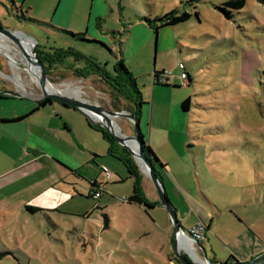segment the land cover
<instances>
[{
  "label": "rangeland",
  "instance_id": "374dc122",
  "mask_svg": "<svg viewBox=\"0 0 264 264\" xmlns=\"http://www.w3.org/2000/svg\"><path fill=\"white\" fill-rule=\"evenodd\" d=\"M186 1H65L67 9L74 10L69 14L54 12L57 0H0V23L28 34L47 49L53 42L55 47H72L99 64L107 63L108 70L124 55V65L135 77L143 101L139 127L145 141L150 128L160 131L161 138L154 139L160 144L154 150L166 165L163 185L180 224L186 230L197 213L205 216L210 228L200 246L206 257L237 259L236 255L248 253L252 240L264 245V0H246L231 19L218 9L225 0H201L196 8ZM174 7L190 12V18L157 34L144 21ZM20 8L24 16L58 26L59 22L108 47L25 21ZM12 54L21 62L18 52ZM85 65L71 56L49 76L55 86L73 83L83 91V98L108 109L124 107L125 101L116 100L96 70ZM70 66L85 67V77L75 76ZM162 69L169 72L171 85L154 86L153 71ZM11 70L8 58L0 53V92L21 96L20 106L36 105L34 99H42V93L31 81V72L18 73L23 85L19 88L9 79L15 77ZM183 72L190 82L181 78ZM186 97L190 112L180 119L178 105ZM116 122L122 133H132L127 119L116 118ZM174 142L180 147L176 152ZM113 147L118 155H127L117 143ZM115 156L97 159L99 178L107 182L101 198H86L89 183L83 197L76 193L72 197L66 180L72 178L57 177L45 193L57 202L54 210L34 216L17 213L12 221L0 217V264H169V257L172 264H180L174 258L167 210L159 205L147 213L126 203L123 198L133 193L135 180ZM102 169L112 177L107 179ZM140 189L150 197L149 185L140 182ZM167 224L170 232L165 230ZM194 248L203 257V250Z\"/></svg>",
  "mask_w": 264,
  "mask_h": 264
},
{
  "label": "crops",
  "instance_id": "0c3cea01",
  "mask_svg": "<svg viewBox=\"0 0 264 264\" xmlns=\"http://www.w3.org/2000/svg\"><path fill=\"white\" fill-rule=\"evenodd\" d=\"M65 1L70 4H73L75 1L77 2V0H57L53 9L54 12L73 13V9H67ZM76 4L77 3L73 6ZM149 13L153 14V10L151 9ZM153 15L156 16L155 14ZM45 23L52 24L51 21ZM56 24H59V26L55 24L52 25L56 28L67 30L64 25H61L59 22H56ZM44 26L49 30L51 29L67 35L56 28L47 25ZM80 33H83L86 37L85 32ZM70 38L77 40L72 37ZM53 43L54 46L48 47V49L45 45L40 43H38V46L42 51H49L50 48L55 47L56 42ZM59 47L63 46L61 45ZM109 49L110 51L112 50L110 46ZM124 58L125 56L121 55L123 62ZM118 60L119 58L116 59V61ZM153 85L155 86L158 84ZM21 98V96H16L15 94L0 92V120H6L0 121V217L5 218L7 221H12L17 213L28 212L34 216L40 211L54 210L57 202L54 201L50 195L45 196V193L54 186L57 177H61L62 179H65L67 176L71 177L72 179L66 178L72 186L68 192L72 194V197L75 196V193L83 197L81 194L85 193V183H89L94 179L102 183L99 178L100 174L98 173L100 163H98L97 159L102 155L119 156L115 152L113 145L102 136L104 138L103 140L100 137L101 133L89 126L88 119L83 112L56 101H51L45 105H39L38 102L41 99L34 98L32 99H34L36 105L23 104L20 106L17 102L21 101ZM182 100L183 99H181L178 105V115L180 119L184 117V114L190 112L191 105H189V110L187 112L183 111L180 107ZM55 103H59L57 104L59 106H54ZM141 112L142 107L140 108V114ZM159 133L160 131L155 132L150 128L147 133L146 143L153 150L161 164H163L154 150L160 144L158 141L156 143L154 141L155 138H158V140L161 138V136L159 137ZM143 135L145 139V134L143 133ZM105 140L108 141V143H106ZM153 142L155 145H153ZM172 145L175 152L180 149L177 142H174ZM109 150H112L114 154H109ZM154 164L164 184L162 169L165 168L166 165L163 164V166H160L157 163ZM60 168L61 170H59ZM138 175L140 177V182L150 187L149 195L151 198L148 197L145 191L143 192V190H141L143 195L149 202L155 203L153 206L154 209H158V207H160L159 204H157L158 196L151 181L139 168ZM45 176L47 177L43 179ZM106 183H103V192L107 190L105 188ZM90 195L91 191H89L86 198L91 197ZM129 196L130 195L125 196L124 198H128ZM101 197L102 194L99 198ZM126 203L138 205L148 213V209L143 205ZM26 205L39 210L30 213L25 209ZM200 221L205 223V216L197 213L196 219L194 222L186 225L185 231ZM182 227L184 228V226ZM209 228L210 227L207 226L205 238ZM165 230L168 232L171 231L170 224H167ZM217 236L218 235H215V238L220 239V237ZM200 244L202 246V242L199 243L198 247L204 252ZM250 246L251 248L248 253L245 256L236 255L237 259L233 257L231 259L221 260L213 254L210 260L219 264L224 263L226 260H230V263L234 262V260L244 262L264 249V245L259 246L258 244H254L253 240ZM172 263V260L169 261V264Z\"/></svg>",
  "mask_w": 264,
  "mask_h": 264
},
{
  "label": "trees",
  "instance_id": "16d2710c",
  "mask_svg": "<svg viewBox=\"0 0 264 264\" xmlns=\"http://www.w3.org/2000/svg\"><path fill=\"white\" fill-rule=\"evenodd\" d=\"M199 1H201V0H187L186 4H188L189 6H191L193 8H196V4ZM245 2H246V0H225L220 5V7H218V9L223 13V15L227 19H231L232 13L236 10L243 8V6L245 5ZM19 12H21V16H22L23 20H25V21L42 23V24L47 25L49 27L56 28L55 26H53L50 23L41 22L35 18L29 17V16H24L25 12L21 8H20ZM194 13L196 16L198 15L196 11ZM190 16H191L190 12L181 11L178 7H174L172 9H170L168 12L163 13L162 15L154 16L153 19L144 18V21L148 24V26L150 28L153 29L154 33L157 34L159 29L166 27V26H174V25L180 24L182 22H185L186 20H188L190 18ZM0 25H1V23H0ZM56 29L63 31L64 33H66L70 37L75 38L79 41L89 42V43H97V44H100L102 46L108 47L105 43H103L101 41L86 38L83 33H74V32H71L69 30L60 29V28H56ZM37 53H38L39 59L45 65L49 75H51L52 69L56 65L62 64V62L66 58H69L71 56L72 57L75 56L76 61L83 60L86 64L85 65L86 68H88V69L92 68V69L96 70L95 73L98 75L100 81L104 82L108 86L109 91L116 97V100L122 99L125 101L126 104L124 107L115 106L114 108L116 110L130 111L131 113L136 114L138 119H139L140 108L143 104V101L141 99V93L137 88L135 77L125 67L122 59H119L118 61H116L113 65V67L111 68V70H108L106 63L99 64V63L95 62L93 60V58L87 57V56L75 51L74 48H72V47H67V48H65V47H54V48H50L49 51H42L39 49V46L37 44ZM71 68L74 70L75 76L85 77L86 73L83 72L84 68H77V67H71ZM92 73H94V72H88L87 74H92ZM183 73L187 77V80L190 82V78H189L188 73L187 72H183ZM165 74L170 75L164 69L154 70L153 71V84L166 85V86L171 85L169 83V77L167 78V82H165V83L159 82L160 76L165 75ZM173 86H175V85H173ZM51 101H52L51 99L45 98V99H41L38 102V104L39 105H45ZM64 105L67 106L66 104H64ZM189 105H190V98L189 97L184 98L182 100V102L180 103L181 109L185 112H187L189 110ZM68 106H70V105H68ZM70 107H72V106H70ZM23 117H25V116H23ZM0 121H6V120H0ZM88 123L92 129L99 131L102 134V136L105 137L109 141V143L111 145H114L116 143L114 140V137L112 135H110L109 133H107L99 125L92 124L89 121H88ZM139 135H140L142 147H143V150L145 151L146 156L148 158H150L153 163H157L160 166H163V164H161V162L159 161V159L157 158V156L155 155L153 150L147 145L141 129L139 131ZM123 150L127 154L125 157L120 156V155L115 156V157H117L118 159H120L124 162V164L127 168V172L129 173V177H132L135 180V185L133 187V193L128 198H125L124 200L128 203H137V204L143 205L147 209H151V208H153L155 203L149 202L145 198V196L143 195V193L140 189V177L138 175V166L136 165L134 159L131 157V154L125 148H123ZM109 154H114V153L112 152V150H109ZM102 173H103V169H102ZM121 180H123V178H121ZM89 186L91 189L90 190L91 193L94 191L100 190V193L102 194V192L104 191V184L99 182L98 180H95V179L91 180L89 182ZM25 209L27 211H29L30 213H34V212L39 210V209L34 208L32 206H29V205H26ZM206 229H207V226H206ZM174 258L180 264H183L175 256H174ZM171 260H172V258L169 257V261H171ZM229 261L230 260H226L224 263H230ZM234 261H236V260H234Z\"/></svg>",
  "mask_w": 264,
  "mask_h": 264
},
{
  "label": "water",
  "instance_id": "95a60500",
  "mask_svg": "<svg viewBox=\"0 0 264 264\" xmlns=\"http://www.w3.org/2000/svg\"><path fill=\"white\" fill-rule=\"evenodd\" d=\"M0 35L9 38L13 43L17 44L22 51L23 43L26 42L29 45L30 52H25L24 54L26 58L30 61V63H33L38 68V84L42 93V99L49 98L52 101L70 105L73 108L83 112L90 123L97 124L101 128H103L107 133L114 137L115 142L119 146L125 148L131 154V156L134 158L135 162L139 166V169L146 176H148L153 187L155 188V191L158 196L157 204H159L168 212L173 230V250L175 252L176 258H178L183 264H201L196 259H193L189 253L186 256L184 253L181 252L182 247L180 239L182 236L187 237V234L177 218V212L175 207L166 196L165 187L161 178L158 175L155 164L150 158L146 156L145 151L143 150L141 138L139 135L140 127L137 115L127 110H111L92 100L87 101L67 96L61 93L47 91L46 85L53 84V81L51 80L45 65L41 62L38 57V42L33 37L29 36L28 34H25L22 31L3 27L2 25H0ZM28 39L32 40L33 43L29 42ZM116 118H125L129 122H131L133 125L132 133H122V135L117 134L113 127V121ZM131 141L134 142V144L136 145V150H133V148L130 146L129 142ZM203 253V257L199 255L201 260L207 262V264H219L211 261L209 258L206 257L205 252ZM222 264H264V250L247 261H234L232 263Z\"/></svg>",
  "mask_w": 264,
  "mask_h": 264
},
{
  "label": "bare ground",
  "instance_id": "6f19581e",
  "mask_svg": "<svg viewBox=\"0 0 264 264\" xmlns=\"http://www.w3.org/2000/svg\"><path fill=\"white\" fill-rule=\"evenodd\" d=\"M3 37H5V36L0 35V53L8 58L10 67L12 69L11 71H14V73H15V77L13 78L12 76H9V79L14 80L16 85L19 88H23V85L20 81V77L18 76V73L20 71H26L29 74V71H30L31 73L29 75H30L31 81L39 86V84H38V75H39L38 68L33 63H30V61L26 58V56L24 54L25 52L26 53L30 52L29 45L26 42L23 43V45H22L23 51H22L17 44L13 43L11 40H8L9 38L7 39V37H6V41H4ZM28 41L33 43L32 40H30V39H28ZM8 42H11L13 44V47L10 46ZM12 51H16L19 53L21 62H18L17 60H15V58L13 56L14 54H12ZM23 80H24V78H23ZM62 86L63 87H58L57 85L55 86L54 83L53 84H47L46 90L49 92L61 93V94L67 95V96H71V97L79 98L82 100L90 101L88 99L83 98V91L80 89V87L75 86L73 83H64ZM33 96L38 97L37 95H33ZM96 119H99V118H96ZM113 127H114V130L117 134L122 135V132L119 129L118 124L116 122V119H114V121H113ZM129 144L133 148V150L137 149L134 142L131 141V142H129ZM180 243H181L182 249H184L186 252H188L193 259H196L201 264H207V262L201 260L200 257L196 254L194 245L191 243V241L188 240V238L186 236L181 237Z\"/></svg>",
  "mask_w": 264,
  "mask_h": 264
},
{
  "label": "built area",
  "instance_id": "2783aa9c",
  "mask_svg": "<svg viewBox=\"0 0 264 264\" xmlns=\"http://www.w3.org/2000/svg\"><path fill=\"white\" fill-rule=\"evenodd\" d=\"M169 73V72H167ZM169 77V75L165 74V75H161L159 78V82L160 83H165L167 82V78ZM181 78H187L185 76V74L183 73ZM186 85V84H185ZM103 174L105 175V177L108 179L111 177V174L106 170L103 169ZM91 196L93 198H99L101 196L100 190L94 191L91 193ZM125 199V198H123ZM187 234V238L189 241H191V243L195 246V245H199L200 242H202L205 239V232H206V225L204 224V222L200 221L197 222L195 225L191 226L190 228L187 229V231H185Z\"/></svg>",
  "mask_w": 264,
  "mask_h": 264
},
{
  "label": "flooded vegetation",
  "instance_id": "af4514ba",
  "mask_svg": "<svg viewBox=\"0 0 264 264\" xmlns=\"http://www.w3.org/2000/svg\"><path fill=\"white\" fill-rule=\"evenodd\" d=\"M123 149V148H122Z\"/></svg>",
  "mask_w": 264,
  "mask_h": 264
}]
</instances>
